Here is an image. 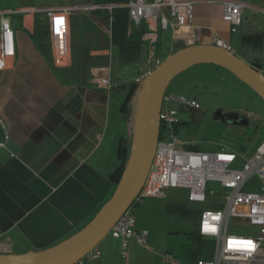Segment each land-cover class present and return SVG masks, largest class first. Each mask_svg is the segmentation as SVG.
Instances as JSON below:
<instances>
[{"label":"crops","instance_id":"0c3cea01","mask_svg":"<svg viewBox=\"0 0 264 264\" xmlns=\"http://www.w3.org/2000/svg\"><path fill=\"white\" fill-rule=\"evenodd\" d=\"M196 1L200 42H212L215 31L229 41L233 32L222 17V2ZM242 1L245 10L258 14L247 23L243 15L241 26L245 23L246 33L263 32L264 14L258 9L264 0ZM98 4L76 0L0 9L16 41L15 56L0 62V120L10 132L6 148H0V252L23 253L60 242L83 228L115 190L110 175L119 166V144L127 138L131 145L133 129L132 103L122 111L128 91L118 87L148 71L149 43L139 52L142 64L131 78L116 75L117 66L138 56L130 51L122 58L111 41L110 22L93 14L103 10L94 7ZM54 10L62 13L50 20ZM144 26L153 30L148 35L157 39L156 52L164 40L166 49L174 50L170 30L145 21L133 27ZM95 76H109L118 86L99 88ZM100 244V257L87 264L120 258L114 242Z\"/></svg>","mask_w":264,"mask_h":264},{"label":"built area","instance_id":"2783aa9c","mask_svg":"<svg viewBox=\"0 0 264 264\" xmlns=\"http://www.w3.org/2000/svg\"><path fill=\"white\" fill-rule=\"evenodd\" d=\"M223 4V19L230 24L231 32H236L242 24L243 12L247 4L242 0H218ZM196 0H129L125 5L129 9L130 19L134 25L143 21L154 23L160 29L170 30L172 47L181 42L189 45L201 41L202 25L194 20ZM117 5L103 3L95 8L108 9L110 12ZM264 14V7L258 9ZM0 11V62L15 56V31L10 20ZM148 63L150 71L164 59L157 55L155 39L148 35ZM212 43L235 51L231 43L214 32ZM264 73V66L259 67ZM146 71L136 77L133 82L139 83ZM94 83L102 89L111 90L118 86L109 76H95ZM176 102L182 110L199 108L196 98L183 95L174 96L168 92L164 95L160 113L161 129L153 161L137 199L140 197H158L166 188H186L191 201L204 202L208 199V183L218 182L225 193L211 208L201 212L198 230L201 236L215 238L216 250L214 258L199 259L195 264H264V135L256 150L251 155L237 151L227 145H219L217 149L201 150L196 142L179 138L175 129L182 119L179 109L170 104ZM2 135L0 148H6L10 132L6 123L0 120ZM238 159L244 160L242 167L234 166ZM256 176V182L253 177ZM256 189H246L253 188ZM137 201V200H136ZM121 215L110 230V235L121 239L122 254L126 257L129 240L135 239L149 250V230L136 229L134 215L135 203ZM233 219H241L256 227L248 229V234L229 232ZM252 230V231H251ZM100 250L95 247L83 258L73 264H86L100 257ZM168 264H182L176 261L170 252L163 254Z\"/></svg>","mask_w":264,"mask_h":264},{"label":"rangeland","instance_id":"374dc122","mask_svg":"<svg viewBox=\"0 0 264 264\" xmlns=\"http://www.w3.org/2000/svg\"><path fill=\"white\" fill-rule=\"evenodd\" d=\"M75 1L0 0V9L22 5H61ZM250 10L244 11L245 23L250 20L251 14H258L256 10ZM51 12L50 20L56 13H62L58 10ZM245 23L238 26L237 31L232 33V38L229 40L231 46L239 55L247 57L246 60L264 61V46L261 49L250 50L251 46L242 43V35L246 33ZM78 26L79 24L77 28ZM167 33L169 31H166V35ZM168 43L169 41L164 40L162 46L167 48ZM182 46L184 45L178 42L172 48L174 50L169 52ZM140 54L137 53V60L117 66L116 75L124 79L131 78L142 64ZM167 92L174 96L183 95L198 100L200 108L197 112L191 109L182 110L176 102L170 105L180 110L179 116L184 122L177 130L179 138L186 141L194 140L201 150H213L219 145H227L237 151L245 152L246 155H251L263 138L264 98L234 73L220 65L200 63L189 67L172 79ZM126 98L127 94L124 96V101ZM216 109H221L225 113L248 114L251 117V123L244 125L214 120L213 115ZM243 162L244 160L238 159L234 166L242 167ZM252 180L256 182L257 177L254 176ZM224 194L218 182L210 181L208 199L204 202L191 201L188 190L182 187L166 188L158 197H140L134 207L136 229L149 230V244L154 250L151 251L135 239H131L127 244V255L124 257L120 245L121 239L113 238L109 234L104 239L105 244L114 242L120 248V258L113 259L111 264H168L163 260V254L166 251H170L173 258L182 264H195L193 254H197L202 259L214 258L215 238L203 236L199 243L195 233L201 212L216 205ZM230 223L229 232L248 234L252 233L248 229H256L241 219H233ZM100 245L97 246L99 250H101Z\"/></svg>","mask_w":264,"mask_h":264},{"label":"water","instance_id":"95a60500","mask_svg":"<svg viewBox=\"0 0 264 264\" xmlns=\"http://www.w3.org/2000/svg\"><path fill=\"white\" fill-rule=\"evenodd\" d=\"M211 63L220 65L264 98V73L243 56L212 42L184 45L166 56L138 83L132 103V141L125 169L111 197L80 230L49 247L23 253L0 252V264H73L109 235L121 215L134 203L148 176L161 132L160 113L168 85L189 67ZM214 120L249 125L251 117L216 109Z\"/></svg>","mask_w":264,"mask_h":264},{"label":"trees","instance_id":"16d2710c","mask_svg":"<svg viewBox=\"0 0 264 264\" xmlns=\"http://www.w3.org/2000/svg\"><path fill=\"white\" fill-rule=\"evenodd\" d=\"M114 3L117 6L112 9L110 12L108 9L97 10L93 12V14H98L103 17L105 21L110 22L111 24V41L114 45L119 48V51L122 55V58L126 59V54L130 51L134 53H139L145 50L147 46V35L151 33L153 30L148 26H144L140 28H134L132 25V21L129 15V9L125 6L129 0H97V3ZM45 32L48 33V29H45ZM30 36L34 38V34L29 32ZM242 43L251 46L254 49H261L264 46V33L263 32H253V33H244L242 35ZM180 48V47H179ZM157 53L161 55L163 58L170 54L169 49L163 48L160 42L157 43ZM248 61V60H247ZM254 66L263 67L264 61L259 59L249 61ZM118 89H126L128 91L127 98L125 103L123 104L122 111H126L131 103L136 98V93L138 91V84L129 81L127 84H122L118 87ZM184 122L177 124L175 126L176 131L178 127H180ZM162 133V129H161ZM130 144L127 138H122L119 144V166L118 168L110 175L111 181L116 185L125 169V165L130 153ZM195 237L197 241L200 243L203 236L197 231L195 233ZM194 259V263L197 260L202 259L199 258L197 254L192 255Z\"/></svg>","mask_w":264,"mask_h":264},{"label":"flooded vegetation","instance_id":"af4514ba","mask_svg":"<svg viewBox=\"0 0 264 264\" xmlns=\"http://www.w3.org/2000/svg\"><path fill=\"white\" fill-rule=\"evenodd\" d=\"M199 108H200V107H199ZM199 108H192L191 110L197 112V111H199ZM225 122H227V121H225ZM250 123H251V122H250Z\"/></svg>","mask_w":264,"mask_h":264}]
</instances>
